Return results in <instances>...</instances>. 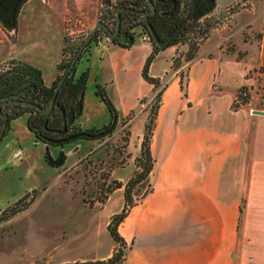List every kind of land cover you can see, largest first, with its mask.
I'll use <instances>...</instances> for the list:
<instances>
[{
	"label": "crops",
	"instance_id": "0c3cea01",
	"mask_svg": "<svg viewBox=\"0 0 264 264\" xmlns=\"http://www.w3.org/2000/svg\"><path fill=\"white\" fill-rule=\"evenodd\" d=\"M236 1L216 6L214 0L211 14ZM55 6L48 0L22 4L18 16L22 9L27 11L21 43L18 34L15 42H9L0 28V63L14 59L30 64L40 70L46 87L58 74L64 44V9L59 12ZM253 12L249 8L251 20ZM249 22L231 19L230 24L213 27L187 61L182 58L186 44H175L159 50L149 63L148 75L165 84L149 142L153 158L146 180L149 191L134 200L116 228L125 243L121 264H264V114L252 112L264 108L233 105L237 89L252 82L250 74L257 68H264V14L257 37L241 39L239 45L234 41L235 49L230 51L225 45L245 26L253 28ZM135 31L127 46L99 34L90 42L84 60L93 95L86 99L83 93L81 112L73 122L81 128L109 122L110 113L95 94V85L104 90L117 119L133 112L128 119L131 154L125 167H112L108 173L122 186L108 193L102 207L88 208L102 210L115 194V205L103 218L105 229L109 217L123 205V184L136 169L145 109L154 94L153 85L141 75L152 45L138 36V28ZM158 56L161 60L155 61ZM176 56L179 66L172 67ZM26 118L23 113L9 119L0 138V209L49 180L61 183V167L44 161L45 150L52 148V158L61 154L63 164L75 152L74 147H46L28 129ZM138 118L141 128L133 133ZM81 146H90V156L103 153L95 142L81 141ZM31 163L38 166L37 175ZM21 175L30 178L23 188L17 187ZM64 241H59L58 249L75 247ZM115 247L112 238L106 247L91 239L83 245L90 256L82 261L105 259Z\"/></svg>",
	"mask_w": 264,
	"mask_h": 264
},
{
	"label": "rangeland",
	"instance_id": "374dc122",
	"mask_svg": "<svg viewBox=\"0 0 264 264\" xmlns=\"http://www.w3.org/2000/svg\"><path fill=\"white\" fill-rule=\"evenodd\" d=\"M42 1L46 2L47 0ZM48 1L53 2L59 12H62V8L64 9V12H62L64 14L62 24L63 41L65 40L64 44L67 46L76 47L96 21H100L104 17H112L115 14V4L119 0ZM231 1L215 0V4L220 6ZM35 3L39 4L38 1ZM249 8L254 11L255 18L253 20H251ZM240 10L242 11L239 14L240 16L231 18L232 14ZM26 11L27 7L24 10L22 9L19 16L17 14L16 29L14 32L10 30V33L13 32L14 41H11L6 32L0 27L9 42H15L17 34L18 43L22 42ZM263 14L264 0H237L229 5L216 8L215 13L209 14L206 19H210L209 22L214 24L215 27L222 23L230 24L231 19H236V21L242 23L250 21L249 23L253 24V28L245 26L237 31L232 38L229 37L225 40L226 48L230 51L235 49L234 41L238 42L239 45L241 39L247 40L248 37H257V25H259ZM97 34L102 36L100 31ZM1 51H3L2 47H0ZM180 51L178 50V52ZM164 53H168V50ZM160 57L158 56L155 61L161 60ZM3 62L0 63V73L7 68ZM86 67H88L87 62L82 57L75 65V71L79 73ZM257 70L262 71L259 68ZM255 72L250 74L252 77V82L249 83L252 97L251 105L264 108V73L258 75ZM83 93H85L86 99H92L91 86L87 82ZM152 103L153 100H150L146 106L145 119L149 116V107ZM132 115L133 112L125 118H116L112 131L104 137L96 140L76 137L64 144H59L60 147H65V149L75 148L73 149L75 152L70 154L71 156L67 158L65 163L57 167H61L58 170L61 183L53 184L49 180L43 183V186L29 189L27 192L35 191V197L28 208L9 219L0 220V264H61L76 260L82 261L90 256V252L84 249L83 245L91 239L95 240L100 246L106 247L108 245L111 237L103 225V218L105 213L115 205V194L102 210L88 208L103 206L105 197L108 195V186L112 185L114 180L108 176L110 168L116 167L121 170L128 161L133 149L131 145H128L130 131L128 119ZM140 122L139 118L134 120L133 133L137 129L140 130ZM72 126L76 131L77 126L73 124ZM81 141L95 142L96 147L102 148L103 153L90 156L91 153L87 149L90 146H81ZM44 145L46 147L53 146L47 143ZM51 149L49 147V151ZM31 165H35L36 168H32V173L37 175L39 172L37 170L38 166L32 163ZM29 181L30 178L21 175L17 187L23 188ZM148 191L149 185L147 182L141 181L132 188L130 197L132 200H137ZM119 211L120 208L117 209L116 213ZM62 234H65L64 238H62L64 236ZM62 240H65V244H74L75 247L70 246L69 249L63 251L58 249L61 245L59 241ZM79 245L81 246L78 247Z\"/></svg>",
	"mask_w": 264,
	"mask_h": 264
},
{
	"label": "trees",
	"instance_id": "16d2710c",
	"mask_svg": "<svg viewBox=\"0 0 264 264\" xmlns=\"http://www.w3.org/2000/svg\"><path fill=\"white\" fill-rule=\"evenodd\" d=\"M25 1L27 0H0V27L6 32L11 41H14L13 32L16 29V18L18 11ZM175 1L176 6L169 14V5H166L164 3H158L156 6L155 15L149 18L148 21L149 23H151V25L155 29L157 36L160 39H165L169 36H172L169 43L165 47L175 44H186L187 48L183 53L182 58L183 60L187 61L195 55L199 43L205 37H207L210 30L215 27L214 24H211V22H209L210 19H206L208 18L209 14H211V12L213 11L215 4L212 6V8L208 9L205 4V0ZM133 2L135 3V5H141L144 0H119L115 4L116 11L119 7H127L130 3ZM119 17L120 19L123 17L125 19L133 18L132 21L134 26L141 24L140 19H137L136 15L133 16L129 12H119ZM111 19L113 20V24H115L116 15H112ZM10 30H12L13 32L10 33ZM96 34L97 32L93 36L92 40H94ZM119 45L127 46V44L122 43H119ZM151 45L152 51L144 60L141 69V75L146 82L151 83L153 85L154 94L151 99L153 100V103L149 107V116H147L143 124V132L139 143V154L135 158L136 169L123 184V205L119 212L114 213L110 216L109 222L106 225V229L109 235L111 236L112 240L116 243V247L114 248L110 256L105 259L73 261L61 264H121L123 262L125 243L119 236L116 228L117 225L123 220L130 207L135 204V201L132 200L130 197V192L132 188L141 181H146L147 176L152 168L153 158L150 154L149 142L152 128L154 125L156 110L159 104V95L164 87L163 85L159 90H157V88L160 86V81L158 78L150 77L148 75V65L151 62L154 54H156L159 50L165 47H158L153 42H151ZM78 46L71 47L67 46L66 44L63 45V47L61 48V57L59 62L57 63L58 74L49 87L43 85L40 70L31 66L30 64L14 59H9L3 62L4 64H6L7 68L4 69L2 73H0V100L4 96L15 93L23 87L33 85L34 89L31 90L29 93L25 94V98L29 101L35 102L41 107L46 105L52 96L53 89L58 79L65 71ZM88 46H86L74 66L68 72L62 85L56 93L55 102L61 105L64 109H68L69 107H71L80 96H83L87 80L88 68L86 67L79 73H76L75 65L79 62L82 57L84 60V53L86 52ZM179 63L180 60L178 56H176L173 58L171 66L177 67L179 66ZM259 69L264 71V68L262 67H260ZM241 89V87L237 89L236 97L240 100V103L243 104L245 103V99L239 94ZM95 94L105 104L110 113L111 118L108 123L102 125L101 127H89L83 129L77 127L76 131H85L89 134H92L91 138H78L96 140L98 138L104 137L112 131L113 126L115 124V109L108 97L106 96L104 90L99 85H95ZM233 105L236 106L237 104L233 102ZM1 111L6 112L5 107H2ZM23 113H28L26 118L28 129L33 132L36 140L42 142L43 144L46 143L39 139V134L45 128L44 121L47 120L45 122L46 127L49 125L50 122L58 125L62 122L61 114L57 109H53L48 116L41 115L39 111L33 109L17 113L15 116L10 117V119L19 116ZM112 115L114 116V124L110 129H108L113 119ZM1 123L2 118L0 117V125ZM71 130H75L73 126L71 127ZM43 158L48 165L53 167H58L63 163L61 154H59L55 158H52L47 150L44 151ZM121 186L122 184L120 182L113 180L112 185L108 186L107 193ZM34 197L35 191L31 190L29 192H26L15 202L0 209V220L9 219L10 217L26 210L28 206L33 202Z\"/></svg>",
	"mask_w": 264,
	"mask_h": 264
},
{
	"label": "water",
	"instance_id": "95a60500",
	"mask_svg": "<svg viewBox=\"0 0 264 264\" xmlns=\"http://www.w3.org/2000/svg\"><path fill=\"white\" fill-rule=\"evenodd\" d=\"M162 1H164L165 3L170 5V10H169L168 14L171 13V11L176 6V1L175 0H162ZM147 2L151 7V11H138V10L135 11L134 9H130V8H126V7H119L115 13L116 21H115V28H114L113 32H111L109 30V28L107 26H105L101 21H96L94 23L92 28L89 30L88 34L84 37V39L81 41V43L77 47L75 54L71 58L68 66L66 67L65 71L62 73L60 78L58 79V81H57V83L53 89L51 98L49 99V101L47 102V104L44 107H41L40 105L33 103L31 101H25V100L20 99V97H23L25 94L29 93L31 90L34 89L33 85H28L26 87H23L19 91L6 96V97H9L11 99L9 101H1L0 102V117L2 118V123L0 125V137L3 135V133L7 129L8 121H9L8 113L1 111V107L5 106L6 104L14 103V102L22 104L23 106L33 107L37 111L42 113L43 115H47L53 108H57L60 111V114L62 117V128L59 129L58 132L61 133V132L65 131L66 125L72 123L75 120V118L80 114L81 107H82V96H80L74 102V104L71 107H69L66 111L64 110V108L61 105H59L57 102H55L56 93H57L58 89L60 88V86L62 85L66 75L71 70V68L74 66V64L76 63V61L78 60L79 56L81 55L83 50L86 48V46H88L90 44V42L93 41L92 38L100 27H102L106 31V33L111 38H113L120 31V28H119V22H120L119 12L121 10H130L132 12H136V13H139L143 16H146L148 14L153 13L155 10V8L152 4V1L147 0ZM205 4H206L207 8L210 9L214 5V0H205ZM147 28H148V33L151 37L152 42L155 45H157L158 47H165L169 43L170 39L172 38V36H169L166 39H160L157 36V34H156L155 30L153 29V27L151 26V24L148 23ZM120 42L130 44L132 42L131 35L127 36L126 32H122L121 37H120ZM252 112L257 113V114H264V110H259V109H255ZM113 124H114V116H113V119L111 121V125L108 127V129H110L113 126ZM76 137L91 138L92 134H89L85 131H77V132L70 134L68 137L63 138L61 140V142H64L66 140H70V139H73ZM56 142H58V141H56Z\"/></svg>",
	"mask_w": 264,
	"mask_h": 264
},
{
	"label": "flooded vegetation",
	"instance_id": "af4514ba",
	"mask_svg": "<svg viewBox=\"0 0 264 264\" xmlns=\"http://www.w3.org/2000/svg\"><path fill=\"white\" fill-rule=\"evenodd\" d=\"M152 1V4H153V6H154V8H155V10H154V12L153 13H151V14H148V15H146V16H143V15H141V14H139V13H136V12H132V11H130V10H121L120 12H129V13H131L133 16H137V19H140V21H141V24L140 25H136V26H134L133 25V21H132V19L133 18H129V19H125L124 17L123 18H121L120 19V22H119V28H120V31L113 37V38H111L107 33H106V31L102 28V27H100L98 30H97V33L100 31L101 33H103L105 36H107L110 40H112V41H114V42H117L118 44L119 43H121L120 42V37H121V33L122 32H126L127 33V36L128 35H131V37H132V40H133V37L135 36V34H136V31H135V28H138V32H146V33H148V28H147V24L149 23V18H151L153 15H155V12H156V6H157V4L158 3H164V4H166V5H169V4H167V3H165L164 1H162V0H151ZM121 7H126V6H121ZM126 8H130V9H134L135 11L136 10H138V11H151V7H150V5L148 4V2H147V0H144V2L141 4V5H135V3L133 2V3H130ZM169 10H170V5H169ZM169 12V11H168ZM105 26H107L108 28H109V30L111 31V32H113L114 31V28H115V24H113V20L111 19V17L110 16H108V17H104L102 20H100ZM149 24H151V23H149ZM152 26V25H151ZM153 27V26H152ZM154 29V28H153ZM155 30V29H154ZM137 32V33H138ZM149 34V33H148ZM98 34H96V36H97ZM95 36V37H96ZM168 38V37H167ZM166 39V38H165ZM122 44H127V43H122ZM9 95V94H8ZM8 95H6V96H8ZM6 96H4L1 100H0V102L1 101H9L11 98H9V97H6ZM6 97V98H5ZM20 99H22V100H25V101H29V100H27L26 98H25V95L23 96V97H20ZM32 102V101H31ZM33 103H35V102H33ZM45 106V105H44ZM43 106V107H44ZM3 107H5V109H6V113H8V115H9V119H10V117H13V116H15L17 113H20V112H25V111H29V110H36L35 108H33V107H28V106H23L22 104H19V103H9V104H6L5 106H3ZM2 108V107H1ZM53 109H57V108H53ZM52 109V110H53ZM51 110V111H52ZM58 110V109H57ZM65 111L67 110V109H64ZM51 111L46 115V116H48L50 113H51ZM59 111V110H58ZM59 113H60V111H59ZM27 115H28V113H26ZM41 115H43L42 113H40ZM78 117V116H77ZM61 119H62V117H61ZM76 119V118H75ZM47 120H45L44 121V130L39 134V139L41 140V141H43L44 143H47V144H50V145H59V144H64L65 142H67V141H69V140H66V141H64V142H61V140L63 139V138H66V137H68L70 134H72V133H74V132H76V131H72L71 130V127H72V124H73V122L72 123H70V124H67L66 125V130L65 131H63V132H58V130L59 129H61L62 128V122H61V124H53V123H49V125L46 127L45 126V122H46ZM5 133V132H4ZM3 133V134H4ZM3 136V135H2ZM1 136V137H2ZM0 137V138H1ZM56 141H58V142H56Z\"/></svg>",
	"mask_w": 264,
	"mask_h": 264
},
{
	"label": "built area",
	"instance_id": "2783aa9c",
	"mask_svg": "<svg viewBox=\"0 0 264 264\" xmlns=\"http://www.w3.org/2000/svg\"><path fill=\"white\" fill-rule=\"evenodd\" d=\"M102 36L103 37H106V39H109L107 36H105L103 33H102ZM138 36L143 40V41H146V42H149L151 43L152 40H151V37L148 33L146 32H138ZM258 75H262L264 73V71H259L257 70L256 71ZM255 72V73H256ZM165 83L160 81V86L157 88V89H160ZM241 91H240V96L243 97L245 99V103H250L251 104V100H252V97L250 95V88H249V85H244L241 87ZM234 102L238 105V104H241L240 103V100L235 96L234 98Z\"/></svg>",
	"mask_w": 264,
	"mask_h": 264
},
{
	"label": "clouds",
	"instance_id": "9594fccd",
	"mask_svg": "<svg viewBox=\"0 0 264 264\" xmlns=\"http://www.w3.org/2000/svg\"><path fill=\"white\" fill-rule=\"evenodd\" d=\"M16 155H17V156H21V153H20V152H17Z\"/></svg>",
	"mask_w": 264,
	"mask_h": 264
}]
</instances>
